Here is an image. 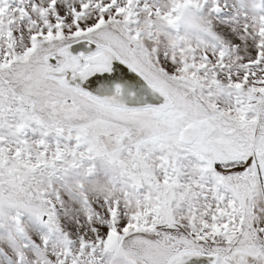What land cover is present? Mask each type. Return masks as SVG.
<instances>
[{"label": "snow or ice", "instance_id": "snow-or-ice-1", "mask_svg": "<svg viewBox=\"0 0 264 264\" xmlns=\"http://www.w3.org/2000/svg\"><path fill=\"white\" fill-rule=\"evenodd\" d=\"M0 264H264V0H0Z\"/></svg>", "mask_w": 264, "mask_h": 264}]
</instances>
